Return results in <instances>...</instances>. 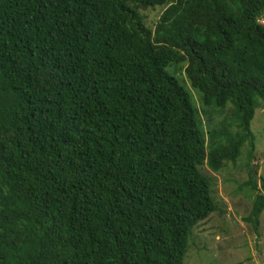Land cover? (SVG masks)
Returning a JSON list of instances; mask_svg holds the SVG:
<instances>
[{"label":"trees","instance_id":"trees-1","mask_svg":"<svg viewBox=\"0 0 264 264\" xmlns=\"http://www.w3.org/2000/svg\"><path fill=\"white\" fill-rule=\"evenodd\" d=\"M263 19L264 0H0V264H185L219 211L201 168L244 155L259 234ZM188 84L233 124L205 128Z\"/></svg>","mask_w":264,"mask_h":264},{"label":"rangeland","instance_id":"rangeland-1","mask_svg":"<svg viewBox=\"0 0 264 264\" xmlns=\"http://www.w3.org/2000/svg\"><path fill=\"white\" fill-rule=\"evenodd\" d=\"M261 23H264V19ZM148 24H151L150 21ZM188 86L199 107L205 128L208 120L214 121L216 125L221 124L223 120L233 124L230 118L231 111L219 113L213 108H202L197 91L189 84ZM186 89L190 92L187 87ZM260 113L257 111L255 117L253 132L257 136V141L254 158L251 160L255 178L259 182L260 178L264 177V119ZM235 130V127L232 128V131ZM248 164L249 160L244 155L238 164L235 166L230 164L217 173L207 165L201 168L211 181L213 197L219 211L195 229L194 247L188 252L185 264H209L211 261L210 264H264V212L260 220L259 234H256L252 226L244 221L254 201V197L249 196L247 192L249 189L246 186L250 178ZM203 248L208 252L207 254H212L211 261L205 259ZM197 249H201L203 259L197 256Z\"/></svg>","mask_w":264,"mask_h":264},{"label":"clouds","instance_id":"clouds-1","mask_svg":"<svg viewBox=\"0 0 264 264\" xmlns=\"http://www.w3.org/2000/svg\"><path fill=\"white\" fill-rule=\"evenodd\" d=\"M262 24H264V23H262Z\"/></svg>","mask_w":264,"mask_h":264}]
</instances>
